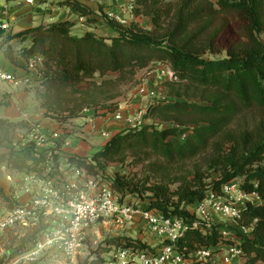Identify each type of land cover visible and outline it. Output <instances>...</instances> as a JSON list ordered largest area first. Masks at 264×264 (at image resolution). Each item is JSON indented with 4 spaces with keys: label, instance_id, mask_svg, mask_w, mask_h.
<instances>
[{
    "label": "trees",
    "instance_id": "trees-1",
    "mask_svg": "<svg viewBox=\"0 0 264 264\" xmlns=\"http://www.w3.org/2000/svg\"><path fill=\"white\" fill-rule=\"evenodd\" d=\"M60 6L86 17L87 28L98 25L93 10L77 0ZM131 6L135 18L151 20L152 29L138 22L123 26L104 14L102 23L111 36L94 31L75 36L74 22L58 21L9 35L1 46L6 60L27 73L30 58L43 59L39 98L47 116L53 115L61 126L87 110L114 112L120 102L117 83L133 81L156 61L170 67L177 78L164 84L172 101L149 107L148 126L121 131L90 158L57 154L55 162L68 158L95 176L111 163L141 167L143 178L117 177L112 186L121 195H147L145 210L187 224L188 232L176 242L185 258L199 248L237 245L243 264L264 263V0H132ZM231 21L239 25V40L222 47ZM20 42L30 46L15 51ZM222 52L224 59L206 58ZM109 74L119 78L100 84L94 80ZM4 125L0 120V147L5 149L0 166L15 174H42L48 152L38 153L33 145L21 152L11 150L16 135L9 137ZM235 180L261 199L242 212L240 224L250 232L225 239L218 228L202 231V223L188 208ZM36 239V233L28 234L11 258ZM118 245L149 249L130 241ZM102 263L99 257L84 264Z\"/></svg>",
    "mask_w": 264,
    "mask_h": 264
},
{
    "label": "built area",
    "instance_id": "built-area-1",
    "mask_svg": "<svg viewBox=\"0 0 264 264\" xmlns=\"http://www.w3.org/2000/svg\"><path fill=\"white\" fill-rule=\"evenodd\" d=\"M128 10L131 12V5ZM107 18L125 26L126 21L113 12H108ZM75 24L87 29V18L78 16ZM0 27L6 32L10 30L8 24H0ZM37 67H43L41 57L30 60L29 72ZM152 74L163 84L177 81L167 65H159L152 70ZM23 81L27 80L0 69V86H18ZM156 94L155 91L148 93L143 86L138 87V98L150 96L156 100L152 105L170 102L167 96L159 97ZM148 109L137 112L123 101L108 115L122 124L124 130L139 131L150 124L146 119ZM99 134L107 141L112 138L109 131L99 130ZM58 144L69 147L71 140L64 138L59 130L46 134L35 126L28 132H17L9 145L11 150L17 152L33 145L38 153L48 152L49 160L42 174H15L8 172L5 166L0 167L4 173H8L7 179L11 185L6 194L8 200L0 199V249L8 244L10 238L16 237L21 241L27 234L37 235L35 242L19 255L11 258L7 251L4 254L5 264H40L49 254L76 260L85 252L86 241L93 236L96 227L106 224L124 226L134 223L137 218L149 232L162 238L165 245L156 251L119 246L101 257L102 264H243L242 250L237 245L199 248L190 258H185L176 249V242L188 232L187 224L123 202V195L116 191L111 181L103 179L101 174L95 176L78 168L68 158L56 163L55 155L63 156L57 151ZM259 203L261 199L257 194L246 193L241 183L235 180L223 185L218 192L208 193L204 200L188 210L202 223V231L215 227L223 238L235 239L237 233L246 235L250 232L240 224L243 210L248 205ZM200 228L194 225V229Z\"/></svg>",
    "mask_w": 264,
    "mask_h": 264
},
{
    "label": "rangeland",
    "instance_id": "rangeland-1",
    "mask_svg": "<svg viewBox=\"0 0 264 264\" xmlns=\"http://www.w3.org/2000/svg\"><path fill=\"white\" fill-rule=\"evenodd\" d=\"M132 0H108L105 3L102 2L98 4V8L104 7L106 9L103 12H100L101 15H106L108 12H113L123 18L125 22V26H130L134 22H138L141 24L143 28L152 29V23L149 18H135L133 16V11L129 12L128 7L131 5ZM213 2H217V0H212ZM104 21V19L102 20ZM101 27L102 25H96L94 30ZM239 25L231 21L229 22L228 28L221 40V46L229 47L233 43L238 42ZM102 36H111L112 32L101 29L99 30ZM29 42L26 43H16L14 46V50L18 51L23 47H29ZM207 59H224L226 58V53L222 52L219 55H209L206 56ZM32 58L29 59V62ZM165 66L164 64H160L154 62L152 63L149 69L140 71L137 74V77L133 81H122L118 82L116 85V91L120 94V102H126L131 105L134 111L145 110V108H149L152 106L156 100L151 98L150 96L138 98V87L143 86L146 88L147 92L155 91L159 97L166 96L165 85L158 81L155 76L152 74V70L156 69L158 66ZM42 67H37L33 72H29L23 75H19L17 72H10L11 74H15L16 78H21L28 76L27 81H23L21 85H4L0 86V120L6 122L4 127L9 130V137H14L17 132H28L35 126H38L42 121H47L49 123L55 122L56 118L52 117L53 115L47 116L46 110L42 107V100L39 98V94L43 92V88L41 87L40 81L38 79V74ZM119 75L109 74L104 78L97 77L94 79L97 83H102L105 80H117ZM156 94V95H157ZM170 101H172L170 99ZM157 105V104H154ZM96 113V116H109L105 115L103 110L98 108V110H93ZM110 117V116H109ZM111 119V117H110ZM95 128V127H94ZM161 128H166V126H161ZM124 130V129H123ZM1 136H4V132ZM185 137L182 138L184 140ZM73 140H71V143ZM5 151L4 147H0V154ZM48 151H52V149H48ZM99 151V148L93 149L90 153L93 156L95 153ZM1 167V166H0ZM141 171V167L134 168L133 166H124L119 163H111L106 166L105 170L100 171V174L103 179L112 181L117 177L128 176L134 177L135 174H139ZM9 172V171H8ZM8 173H4L0 168V189H2V193H0V199L2 201H7L6 194L10 191L11 185L9 180L7 179ZM138 178H143L141 174L138 175ZM218 178L217 175L213 176V179ZM137 179V178H136ZM147 196V195H145ZM145 196H139L136 194L126 193L123 195V202L130 203L141 210H145L148 205V200L145 199ZM136 219L134 223H128L124 226H110L100 225L95 228V233L91 238L86 241L85 252L81 257H78L76 260H68L67 257L58 255L53 256L51 254L47 255L44 261L40 264H84L86 261L96 260L99 257L101 258L104 254H108L116 247H119V243H127L132 242L135 244L142 243L148 246L149 251H156L161 249L165 242L162 238L153 235L149 230L143 225L139 220ZM33 234V233H30ZM28 234L21 239V241L17 240L16 237L10 238L8 244L1 247L0 249V264H5L6 258H4V254L8 251L7 255L11 256L13 251H16L23 244L22 240L27 238ZM37 237V235H36ZM114 240L116 242H114ZM26 247V245H23ZM22 246V247H23ZM27 246L26 248H28ZM100 254V255H99ZM264 264V263H259Z\"/></svg>",
    "mask_w": 264,
    "mask_h": 264
},
{
    "label": "crops",
    "instance_id": "crops-1",
    "mask_svg": "<svg viewBox=\"0 0 264 264\" xmlns=\"http://www.w3.org/2000/svg\"><path fill=\"white\" fill-rule=\"evenodd\" d=\"M66 0H0V24H8L10 30L4 31L0 27V69L8 72H17L20 76L26 74V71L17 69L8 60H6L1 51L2 44L6 41L7 36L19 33L29 28H35L40 25H46L58 21H71L76 23L77 17L66 7H61L60 3ZM81 4L91 8L94 12L93 17L98 20V26L102 28H87L83 29L78 25L73 28L75 36H83L86 31H94L100 34L101 29L112 32L104 23H102L101 10L98 4L106 2L103 0H77ZM104 9L103 11H105ZM14 44V43H12ZM16 45V44H15ZM28 76L22 77V80H27ZM38 125L41 131L50 134L53 131L59 130L63 133L64 138L73 140L69 147H63L58 144L57 151L61 155H76L82 158L92 157L90 153L95 148H99L100 152L107 144V140L100 136L99 130L109 131L112 136L123 131V125L110 119L109 116H96L93 110L83 113L79 118L71 121L70 124L61 126L55 122L47 121L39 122ZM98 131H94L93 128ZM97 152V153H98ZM96 154V153H95ZM94 154V155H95Z\"/></svg>",
    "mask_w": 264,
    "mask_h": 264
}]
</instances>
